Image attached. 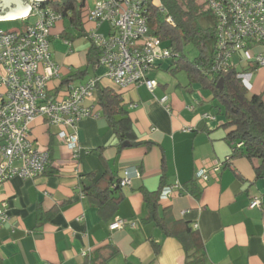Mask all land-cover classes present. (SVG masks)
<instances>
[{"label":"crops","instance_id":"1","mask_svg":"<svg viewBox=\"0 0 264 264\" xmlns=\"http://www.w3.org/2000/svg\"><path fill=\"white\" fill-rule=\"evenodd\" d=\"M94 2L85 0L87 14ZM86 24L84 35L72 41L61 37L65 30L77 33L66 20L53 28L50 61L58 72L47 82L48 96L61 100L69 86L96 79L98 88L120 96L135 136L130 140L152 145L121 143L97 102V91L87 103L98 117L83 118L74 129L37 117L29 139L48 153L47 169L35 179L12 178L0 185V203L7 204L9 217L0 224V264H264V180L256 178L254 162H227L231 144L211 93L198 83L190 85L187 77L185 83L165 78L164 73L173 75L172 60L157 62L146 74L156 82L153 92L144 85L117 88L103 66L88 60L91 33L107 26L101 33L106 36L110 26ZM262 51L255 46L239 52L232 66L242 72L248 95L264 103V67L251 59ZM162 97L166 102H160ZM60 131L76 135L75 152L58 138ZM214 165L220 170L207 182L196 179L199 170ZM126 170L131 183L121 188L116 207L99 211L82 193L83 176L119 180ZM159 187L157 213L169 235L145 220L142 192ZM254 197L260 208L249 207ZM117 219L125 224L110 230Z\"/></svg>","mask_w":264,"mask_h":264},{"label":"built area","instance_id":"2","mask_svg":"<svg viewBox=\"0 0 264 264\" xmlns=\"http://www.w3.org/2000/svg\"><path fill=\"white\" fill-rule=\"evenodd\" d=\"M204 1L216 26L212 72L225 70L232 65L235 54L255 46H261L263 51L253 56L252 62L257 67H264V0ZM43 3L31 0L28 15L0 21L20 20L24 23L15 30L0 29V185L12 178L35 179L46 171L48 153L36 149L29 139L31 124L37 117H44L53 126L73 129L83 118L98 117L87 103L93 100L96 79L76 87L69 86L67 96L61 100L48 96L47 82L58 72L50 61L49 39L55 25L62 21V15ZM150 7L165 12L162 0H95L87 14L88 21L96 27L104 23L110 26L106 36L92 32L90 39L101 52L99 65L105 68L106 77L119 89L144 85L153 92L156 82L146 78L148 71L157 62L178 57L172 48L162 46L160 39L150 33ZM30 18H35V22L28 24ZM166 23L174 25L169 16ZM166 100L162 97L160 102ZM58 138L70 150L76 151L74 133L60 131ZM72 156L76 159L77 154ZM209 170H199L196 179L207 182L220 167L214 165ZM131 179L132 175L126 170L119 179V187L128 186ZM249 207L260 208V199L254 197ZM8 219L7 204L0 203V224ZM124 224L123 220L117 219L109 228L117 230Z\"/></svg>","mask_w":264,"mask_h":264},{"label":"trees","instance_id":"3","mask_svg":"<svg viewBox=\"0 0 264 264\" xmlns=\"http://www.w3.org/2000/svg\"><path fill=\"white\" fill-rule=\"evenodd\" d=\"M162 4L165 12L149 8L148 26L150 33L157 36L164 47L172 48L178 54L177 59L172 60L175 66L170 69V73L175 75L184 72L190 85L198 83L211 93L212 100L218 103L219 113L224 117L222 128L227 131L225 138L231 144L232 153L227 162L236 158L254 162L256 178L264 180V103L260 96L248 95V90L239 77L242 72L232 65L223 71L212 72L216 44V26L212 12L204 0H162ZM42 5L61 14L62 19L77 31L76 35L63 31L61 37L64 40L72 41L84 35L83 25L87 19L85 0H48ZM168 16L172 18L174 25L166 23ZM208 17L213 20V25L206 28L200 26L199 21ZM188 43L198 49V56L193 61L187 60L181 53L183 44ZM100 54L93 43L88 54L92 66L99 64ZM221 79L219 89L217 84ZM96 91L97 102L120 142L129 141L131 146L144 145L150 148L151 142L130 140L135 136L120 96L110 89L98 88V85ZM238 144L241 146H237ZM94 178V174H89L80 179L82 193L94 202L99 211L116 207L121 200L119 180L106 175L96 180ZM160 190L159 187L152 193L145 190L142 192L148 211L145 220L154 222L164 230L165 235H169L170 232L162 224L164 218L157 213ZM193 194L198 197L199 192Z\"/></svg>","mask_w":264,"mask_h":264},{"label":"rangeland","instance_id":"4","mask_svg":"<svg viewBox=\"0 0 264 264\" xmlns=\"http://www.w3.org/2000/svg\"><path fill=\"white\" fill-rule=\"evenodd\" d=\"M86 8V6H85ZM85 14H87L85 12ZM88 19V18H87ZM86 19L87 21V24L86 25H89V26H95L94 23H90L88 22V20ZM35 18H30L27 23L28 24H32L35 22ZM21 25H24V23L20 20L18 21H13V22H8V23H3L1 22L0 23V29H4V30H7V29H11V30H15V29H18L21 27ZM199 25L206 28V27H210L213 25V20L211 18H205V19H201L199 21ZM87 29V27H86ZM89 29V28H88ZM107 30V26H103L99 32L100 34L101 33H105ZM98 32V33H99ZM163 46V45H162ZM181 53H183V55L185 56V58L187 60H190V61H193L197 56H198V49L196 48V46H194L193 44L191 43H188V44H183L182 46V51ZM165 74V78H170L171 80H173V83H175L176 81H182L185 83V78H186V75L184 72H180V73H177L176 75H170L169 73H164Z\"/></svg>","mask_w":264,"mask_h":264},{"label":"water","instance_id":"5","mask_svg":"<svg viewBox=\"0 0 264 264\" xmlns=\"http://www.w3.org/2000/svg\"><path fill=\"white\" fill-rule=\"evenodd\" d=\"M44 1L48 0H36ZM31 0H0V21L14 20L28 15ZM222 79L219 80L217 88L221 89ZM128 146V144H124Z\"/></svg>","mask_w":264,"mask_h":264}]
</instances>
